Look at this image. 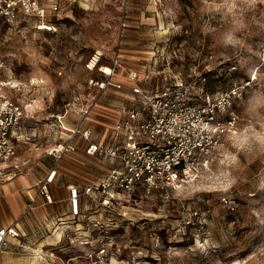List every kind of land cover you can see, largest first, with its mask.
Here are the masks:
<instances>
[{
    "label": "rangeland",
    "instance_id": "obj_1",
    "mask_svg": "<svg viewBox=\"0 0 264 264\" xmlns=\"http://www.w3.org/2000/svg\"><path fill=\"white\" fill-rule=\"evenodd\" d=\"M58 2L50 29L28 16L0 21V81L26 86L8 92L34 100L25 134L40 151L54 141L49 113L89 109V126L113 124L123 105L140 100L136 83L156 90L183 80L193 97L234 90L237 122L193 182L169 193L120 194L111 208L90 200L86 217L37 219L33 237L53 244L7 250L26 264H264V1ZM84 147L57 163L42 156L38 167L57 169L58 189L90 181L106 165ZM63 221L71 228L57 238ZM34 255L43 261L32 263Z\"/></svg>",
    "mask_w": 264,
    "mask_h": 264
},
{
    "label": "built area",
    "instance_id": "obj_2",
    "mask_svg": "<svg viewBox=\"0 0 264 264\" xmlns=\"http://www.w3.org/2000/svg\"><path fill=\"white\" fill-rule=\"evenodd\" d=\"M264 1V0H258ZM58 0H0V21L13 22L21 16L33 17L38 29H50L48 18L60 10ZM42 23L46 28H41ZM118 64L115 59L114 67ZM113 67V69H114ZM112 69V72H113ZM134 78V76H133ZM104 88V82L101 83ZM21 81H0V185L29 174L35 165V156L18 151L17 130L23 121L33 115L34 100L18 101L8 92L19 89ZM132 93L140 100L133 106L123 105L111 126L107 141L97 143L92 131L84 126L89 109L81 111L73 128L62 135L61 142L46 149L55 163L76 148V139L87 141L86 152L109 161L106 174L83 187L69 188L70 214L87 216L88 206L82 210V195L100 206L114 207L120 194L142 190L145 194L169 193L195 180L197 174L210 167L225 137L236 126L237 116L230 111L234 90H222L214 96L205 93L193 97L183 80L149 90L133 84ZM197 96V95H196ZM200 99V101H199ZM66 111L48 115L52 124L63 133ZM36 146V145H35ZM38 149L39 147H35ZM56 168L39 180L37 191L29 193L27 212L34 209L38 199L52 202L48 184ZM18 235L16 223L0 227V264L2 253L11 237Z\"/></svg>",
    "mask_w": 264,
    "mask_h": 264
},
{
    "label": "crops",
    "instance_id": "obj_3",
    "mask_svg": "<svg viewBox=\"0 0 264 264\" xmlns=\"http://www.w3.org/2000/svg\"><path fill=\"white\" fill-rule=\"evenodd\" d=\"M34 116V115H33ZM79 117V115H78ZM78 117L76 115H69L66 112V117L64 120V126L63 133H60L58 135V131H60V128H57L54 124L51 122L49 123V132L53 135L54 141L50 142L46 149L54 144H57L61 142L62 135H65V132H68L71 128H73L77 122ZM33 119L27 118L23 121V124L21 125L20 129L17 130L16 134L18 139L16 140L18 151L23 154H32L35 156V165L33 167V170L29 174L21 175L14 180L3 183L0 185V227H6L12 223H16L18 235L15 237H11L9 243L5 247L2 257H1V264H26L27 261L23 260L21 256L18 254L14 255L13 251L7 250L9 246H15L16 249H32V250H38L39 248L46 249L53 243L46 241L45 238L43 240H40L42 237H39L35 240L33 237L34 235L31 232V228L33 227V224H37V219L42 220H48V219H55L54 222L60 221L63 218L62 215H66L67 213L70 214V206H69V188L71 185H78L83 187L86 184L92 183L97 178L103 176L107 173L109 170L111 163L109 161L103 160L98 155H91L86 152L87 147V141L85 139H82L80 137H77L76 139V148L73 152L76 151L77 147L80 143L84 142V152L89 156H96L99 157L104 164L106 165V170L102 174L94 177L90 181H87L85 183L79 184L75 182H67L66 186L64 188L62 187H56L54 183L56 180H58L59 174L56 169V173L53 177V180L48 184V188L50 193L52 194V202H47L43 198H39L37 205L34 209L27 212V205L29 203V193H36L39 180L44 178L53 168V166L47 168L44 171H41V169L38 167L40 163V159L42 156H49L53 159L52 155H49L46 150L40 151L42 149H34L35 144L31 143V140L29 136H27L26 129L27 124L30 122V120ZM97 123L102 124L101 130H96L95 125ZM96 122L91 126L86 124L85 126L89 127L92 131V139L97 143H104L107 141L108 135L111 131L112 124L106 123V122H99V120H96ZM36 130V128H35ZM37 131H35L32 135H36ZM59 139V140H58ZM25 144H28L25 145ZM72 152V153H73ZM69 153V154H72ZM66 154V155H69ZM65 155V156H66ZM64 156V157H65ZM63 157V158H64ZM54 160V159H53ZM65 183V182H63ZM91 200L90 197H87L85 195H82V210L84 211L87 207V203ZM49 205L52 206L50 210H47L46 212L44 210H38L36 209L38 205ZM89 212V211H87ZM87 214V213H86ZM70 216H72L70 214ZM80 216H84L81 214ZM65 217V216H64ZM74 217V216H72ZM79 217V216H78ZM85 217V216H84ZM53 222V225H54ZM56 225V224H55ZM61 229L60 236H56L57 238H61L65 232L70 229V225L66 222H61L57 226H55ZM18 253V252H16ZM43 261V258L41 255H34L32 257V263H41ZM25 262V263H24Z\"/></svg>",
    "mask_w": 264,
    "mask_h": 264
},
{
    "label": "bare ground",
    "instance_id": "obj_4",
    "mask_svg": "<svg viewBox=\"0 0 264 264\" xmlns=\"http://www.w3.org/2000/svg\"><path fill=\"white\" fill-rule=\"evenodd\" d=\"M97 58H98V57H95V58L93 59V61L95 62V61L97 60ZM57 234H58V233H57Z\"/></svg>",
    "mask_w": 264,
    "mask_h": 264
}]
</instances>
